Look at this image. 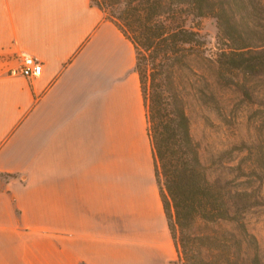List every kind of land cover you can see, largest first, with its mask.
Masks as SVG:
<instances>
[{
  "label": "crops",
  "instance_id": "1",
  "mask_svg": "<svg viewBox=\"0 0 264 264\" xmlns=\"http://www.w3.org/2000/svg\"><path fill=\"white\" fill-rule=\"evenodd\" d=\"M134 65L90 0H0V264H179Z\"/></svg>",
  "mask_w": 264,
  "mask_h": 264
},
{
  "label": "trees",
  "instance_id": "2",
  "mask_svg": "<svg viewBox=\"0 0 264 264\" xmlns=\"http://www.w3.org/2000/svg\"><path fill=\"white\" fill-rule=\"evenodd\" d=\"M91 4L108 9L107 19L133 46L154 176L177 262L264 264V249L248 222L258 205L253 184L258 168L252 159L244 164L239 159L245 141L228 142L205 155L190 116L193 104L204 97L217 102L210 79L217 86L237 85L239 75H264V0ZM206 16L215 18L222 46L213 59L197 27Z\"/></svg>",
  "mask_w": 264,
  "mask_h": 264
},
{
  "label": "rangeland",
  "instance_id": "3",
  "mask_svg": "<svg viewBox=\"0 0 264 264\" xmlns=\"http://www.w3.org/2000/svg\"><path fill=\"white\" fill-rule=\"evenodd\" d=\"M90 1L95 3L96 0ZM103 13L106 18L110 17L108 9ZM197 27L206 53L213 59L217 48L222 47L218 43L216 20L211 16L200 18ZM237 81V85L228 81L217 86L209 80L210 89L216 88L219 97L217 102L207 96L204 104H193L190 112L192 134L201 143L205 155L228 142L245 141L239 159L242 164L252 159L258 168L253 178L258 205L248 214V222L264 249V75L251 78L239 75ZM245 89L248 94L243 92ZM6 179L7 176L0 175V186Z\"/></svg>",
  "mask_w": 264,
  "mask_h": 264
},
{
  "label": "built area",
  "instance_id": "4",
  "mask_svg": "<svg viewBox=\"0 0 264 264\" xmlns=\"http://www.w3.org/2000/svg\"><path fill=\"white\" fill-rule=\"evenodd\" d=\"M18 67L10 69V74H19L26 78L38 77L42 71L41 61L29 54L21 53L17 56Z\"/></svg>",
  "mask_w": 264,
  "mask_h": 264
}]
</instances>
